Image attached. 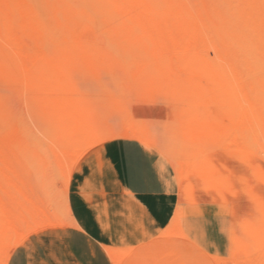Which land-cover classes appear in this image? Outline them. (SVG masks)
<instances>
[{
    "label": "bare ground",
    "instance_id": "1",
    "mask_svg": "<svg viewBox=\"0 0 264 264\" xmlns=\"http://www.w3.org/2000/svg\"><path fill=\"white\" fill-rule=\"evenodd\" d=\"M85 31L90 32L87 39L81 38ZM0 51L23 71L25 85L20 90L32 99L41 93L44 105L55 106L47 113L49 128L39 131L43 141L32 138L30 114L20 113L7 123L0 118V127L2 122L5 126L0 128V264H8L12 252L30 236L68 226L53 213L55 209L41 205L55 202L58 178L68 176L72 182L90 164V153L107 141L71 97L78 91L74 74L81 67L93 73L134 71L132 85L144 71L156 70L154 76L181 101L179 125H187V131L170 143V149L177 147L170 156L179 205L194 201L190 175L201 177L206 189L212 185L215 171L208 160L212 146L200 142L206 125L226 134L222 149L248 160L251 155L264 159V0H0ZM210 51L215 62L203 56ZM107 97L110 104L117 103L116 96ZM191 124L196 126V140L188 132ZM126 125L133 140L153 150L156 141L130 122ZM117 139L126 138L123 134ZM154 156L160 170L168 168ZM255 165L252 170L260 173ZM33 173L44 193L34 187ZM79 194L100 209L90 193L80 189ZM256 204L259 218L241 224V238L231 236L229 260L199 251L181 206L148 244L104 251L112 264H187L193 251L210 264H264V203Z\"/></svg>",
    "mask_w": 264,
    "mask_h": 264
},
{
    "label": "rangeland",
    "instance_id": "2",
    "mask_svg": "<svg viewBox=\"0 0 264 264\" xmlns=\"http://www.w3.org/2000/svg\"><path fill=\"white\" fill-rule=\"evenodd\" d=\"M88 37H90L89 31L81 34V38L83 39H87ZM203 56L215 62V55L212 51ZM83 69L85 68L81 67L74 74L77 80L78 91L76 90L71 97L74 100L76 99L77 105L85 111H83L84 113L82 112L83 117L90 120L93 125H96V130L102 136H105L107 141L104 144L114 141L119 135L123 134L126 139L130 140L131 131L126 130V124L130 122L136 130L145 131L153 141H156V145H153L152 151L167 164L176 183L177 174L171 165L173 157L170 156L172 154L170 151L174 149V153H176L177 147L173 146L174 148L170 149V143L172 138L174 139L177 135L184 134V131H187V125H179L182 120L179 116L181 101L178 102L177 98L165 88L162 80L154 76L158 71H144L145 73H142L143 75L137 83L132 85V78L135 76L134 71L125 72L116 70L115 72H109L104 70L93 73ZM173 73L178 74L180 72L173 71ZM23 76V71H20L11 62V59L9 61L8 56L0 51V102H2L0 104V118L7 123L6 121L14 120L20 113H25V115L30 114L32 119L28 128L34 133L32 138L43 141L39 131L49 128L51 123L47 117V113L54 110L55 106L44 105L41 93L35 99H32L30 95L26 96L19 88L25 85ZM207 90L208 87L205 86L203 91L209 95ZM33 94L36 95V93ZM108 94L116 96V104H110L107 97ZM261 94L263 95V92ZM200 113L199 117L202 118L203 115ZM124 114L130 116V118L127 117L130 120L129 122H127V118L125 119L122 116ZM208 117L211 116L209 115ZM4 122L2 123L4 124ZM2 125L0 128L5 129V126ZM206 126L205 139L201 138L200 142L202 143L201 145L212 146L213 152L209 155L210 157L208 156V160L214 166L215 176L211 178L212 185L209 189L205 188L201 177H192L190 175L189 180L192 183V196H194L195 200L199 203L212 205L215 209L217 218L214 219L216 222L213 220V223L219 226L223 232V236L226 238L227 246L224 249L225 252H222L223 255L215 256L213 252L207 251H203L204 253L202 252V254L208 257L213 256L229 260L231 258L230 247H232L231 236L234 235L237 238H241V224L245 221L255 223L259 218L256 203H264V180L262 178L264 176V159L251 155V158L248 160L235 151L222 149L225 145L226 140L224 137L226 134L213 126ZM188 129L190 137L194 136L196 140L194 134L196 126L193 124L188 125ZM132 141H135V139H132ZM58 142H61L59 137ZM98 149L92 151L88 158L98 156L102 148ZM9 155L15 157V154L13 155L11 152ZM246 163L249 164L247 165ZM252 163L256 164L257 172H260L262 177L260 173L253 171ZM34 176L35 174L33 173L32 182L34 187L40 190V181L37 180L36 176L33 178ZM57 182V186L53 192L55 202L44 201L41 207L52 210V212L55 209L53 213H57L68 226H72L75 223L74 218H72L70 202H68L71 185L70 178L63 176L58 178ZM248 189H251L252 192L248 193ZM240 198L242 199L240 200ZM66 214H69L68 218ZM192 254L193 257L191 260L188 259L187 264H210L202 254L194 251Z\"/></svg>",
    "mask_w": 264,
    "mask_h": 264
},
{
    "label": "crops",
    "instance_id": "3",
    "mask_svg": "<svg viewBox=\"0 0 264 264\" xmlns=\"http://www.w3.org/2000/svg\"><path fill=\"white\" fill-rule=\"evenodd\" d=\"M130 145L137 150L135 179L129 171L127 148ZM99 152L98 156H92L90 164L84 165L81 174L73 176L69 202L75 224L56 232L30 236L24 245L12 252L8 264H112L105 247L148 244L169 225L178 206L190 225L199 251L222 254L227 246L226 238L213 223L217 218L215 209L197 202L194 196L192 203L179 205L180 189L167 167L158 168L154 152L137 141L123 139L108 142ZM80 189L97 200L99 210L86 203L79 194ZM116 210L118 216L114 213Z\"/></svg>",
    "mask_w": 264,
    "mask_h": 264
},
{
    "label": "snow or ice",
    "instance_id": "4",
    "mask_svg": "<svg viewBox=\"0 0 264 264\" xmlns=\"http://www.w3.org/2000/svg\"><path fill=\"white\" fill-rule=\"evenodd\" d=\"M136 148L135 146H128V160H129V171L133 179H135L137 174V162H136ZM145 190H148V185H145Z\"/></svg>",
    "mask_w": 264,
    "mask_h": 264
}]
</instances>
